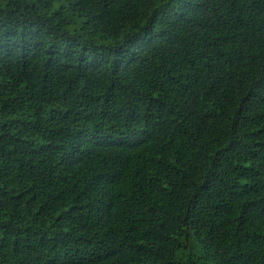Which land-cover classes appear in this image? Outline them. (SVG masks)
<instances>
[{
    "label": "trees",
    "instance_id": "trees-1",
    "mask_svg": "<svg viewBox=\"0 0 264 264\" xmlns=\"http://www.w3.org/2000/svg\"><path fill=\"white\" fill-rule=\"evenodd\" d=\"M0 264H264V0H0Z\"/></svg>",
    "mask_w": 264,
    "mask_h": 264
}]
</instances>
